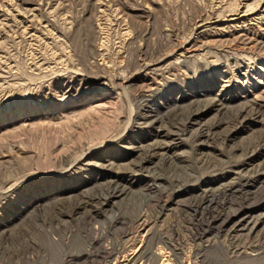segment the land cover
<instances>
[{"label": "rangeland", "instance_id": "obj_1", "mask_svg": "<svg viewBox=\"0 0 264 264\" xmlns=\"http://www.w3.org/2000/svg\"><path fill=\"white\" fill-rule=\"evenodd\" d=\"M0 264H264V0H0Z\"/></svg>", "mask_w": 264, "mask_h": 264}, {"label": "bare ground", "instance_id": "obj_2", "mask_svg": "<svg viewBox=\"0 0 264 264\" xmlns=\"http://www.w3.org/2000/svg\"><path fill=\"white\" fill-rule=\"evenodd\" d=\"M125 20V19H124ZM95 40H98V39H95ZM97 47H98V45L97 44H95ZM99 49V48H98ZM100 50V49H99ZM104 51V50H103ZM95 52V51H94ZM102 52V51H101ZM118 192L120 193V194H122L123 193V190H118ZM117 192V193H118ZM141 225V224H140Z\"/></svg>", "mask_w": 264, "mask_h": 264}]
</instances>
